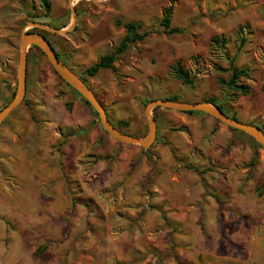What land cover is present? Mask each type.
<instances>
[{"label": "rangeland", "instance_id": "rangeland-1", "mask_svg": "<svg viewBox=\"0 0 264 264\" xmlns=\"http://www.w3.org/2000/svg\"><path fill=\"white\" fill-rule=\"evenodd\" d=\"M48 1L49 16L42 0H0V111L16 93L20 37L30 23L64 31L45 34L84 75L119 46L124 23L135 22L151 34L118 56L115 70L87 77L113 122L127 121V131L146 138L147 104L178 95L214 99L239 121L264 126V0ZM171 6L181 33L160 25ZM214 37L227 42L213 45ZM28 56L26 100L0 127V264H264L259 143L210 116L166 109L152 112L158 135L149 150L120 143L40 50ZM178 61L192 86L171 74ZM232 64L250 70L249 95L219 87L217 78L230 76L219 68ZM78 107L92 121L85 132L95 126L101 147L115 143L109 159H80L82 175L71 152L70 171L61 172L46 129L75 123L69 115Z\"/></svg>", "mask_w": 264, "mask_h": 264}, {"label": "water", "instance_id": "water-1", "mask_svg": "<svg viewBox=\"0 0 264 264\" xmlns=\"http://www.w3.org/2000/svg\"><path fill=\"white\" fill-rule=\"evenodd\" d=\"M27 28H29V30L24 31L20 37L18 84L16 93L12 101L0 111V127L3 125L5 120L24 103L27 94L28 53L31 47H36L45 55L55 73L66 84L79 93V95L82 96V98L95 110L96 114L100 118L102 129L120 143L139 145L143 149L149 150L155 144L158 135L157 121L155 116L152 115V112L155 109H166L178 113L198 112L206 114L220 123L227 125L231 129L241 131L251 136L264 148V133L260 127L233 119L227 116L219 107L206 102L190 103L166 99L152 100L147 104L145 110L146 116L149 120L148 136L146 138H139L123 133L112 124L106 109L99 101L91 87L58 58L56 50L52 47L50 41L45 35V32L60 34L64 31L53 29L40 23H30Z\"/></svg>", "mask_w": 264, "mask_h": 264}, {"label": "trees", "instance_id": "trees-1", "mask_svg": "<svg viewBox=\"0 0 264 264\" xmlns=\"http://www.w3.org/2000/svg\"><path fill=\"white\" fill-rule=\"evenodd\" d=\"M42 4L44 5V9H45L46 13L49 16V13L51 11V3L48 0H42ZM172 16H173V7L171 6V7H168V8H166L164 10L163 17H162V19L160 21V25L166 29V33H168V34L181 33L180 29L172 27ZM124 27L126 29V35H125L124 39L121 41V43L119 44V46L113 52L101 57L100 60L94 66H92L91 68H89V69H87L85 71L84 75L78 74L77 72H75L68 65V63L62 57L61 53L58 52V50L56 49L55 45L50 40L48 34H45V35H46L47 39L50 41L52 47L56 50V54H57L58 58L61 61H63L71 70H73L76 74H78L85 81V83H87V77L88 78L89 77H94L99 72H101L102 70H107V69L115 70L114 63L116 62L118 56H120V55L124 54L125 52H127L133 44L145 40V38H147L151 34V31L140 32L142 26L140 24H138V23H135V22L124 23ZM61 28H63V27H61ZM240 37L242 38V40H241L242 44H245L246 41H247L246 38H244L241 34H240ZM211 42H212L213 45L219 46V45H222V44L223 45L226 44L227 40H226L225 37H221V38L220 37H214V38H212ZM34 48H36V47H34ZM219 70H220V72H230V76H229L228 79H226L224 77H221V76L217 78V83H218L220 88L226 89L227 92H229L231 94H234L235 96H240V95L247 96V95H249L251 93L252 87L250 85H248V84L243 82V80H250L251 79V72H250L249 69H247V68H240L239 69V68H237L236 66H234L232 64V66L229 69H224V68L220 67ZM170 71H171V74L176 79L180 80L185 85H188V86H192L193 85V83H194L193 79L191 78L189 72L183 67V65H182V63L180 61L174 63L170 67ZM66 85L69 88H71L72 90H74L68 84H66ZM77 94H79V93H77ZM155 99H166V100L185 102L178 95H168L166 97L155 98ZM155 99H151L150 101L155 100ZM25 100H24V102H25ZM199 102L211 103V104L219 107L227 116H229V117H231L233 119L239 120L234 115H232V116L228 115L225 112L223 106L218 104L216 102V100H214V99L197 100L195 102H190V103H199ZM84 104L86 106H90L85 100H84ZM68 107L70 108V106H68ZM158 110L159 109H155L156 112ZM94 114L97 116L96 113H94ZM187 114H201V115H204V116H208L206 114L198 113V112L187 113ZM155 118H156V116H155ZM111 122L117 129H119L123 133L130 134V135H133L135 137L142 138L141 136L131 134L129 131H127V129L130 126L129 122H127V121H119L118 123H115L112 120H111ZM98 123L99 122L96 119L93 121V124H98ZM261 129L264 132V126L261 127ZM232 130H235V129H232ZM243 134H245V133H243ZM95 159L103 160V159H109V157L108 156H106V157H95Z\"/></svg>", "mask_w": 264, "mask_h": 264}, {"label": "crops", "instance_id": "crops-1", "mask_svg": "<svg viewBox=\"0 0 264 264\" xmlns=\"http://www.w3.org/2000/svg\"><path fill=\"white\" fill-rule=\"evenodd\" d=\"M55 101V99H51L46 104V108L50 115L51 112L49 107ZM84 111L85 109L83 107H78L72 115L68 114L71 118H74L75 123H71L70 121L68 123L60 121L52 128L49 126L46 127L48 131V146L50 147L51 151L55 152L57 158L60 156L63 160L61 167L62 173L65 172L67 174L70 171L67 161L70 152L73 155V172L77 171L82 175L81 172H83L84 164L79 163L80 159L83 160V157L86 154L95 157H106L108 152H110L115 146V143H112L110 146L101 147L98 144L101 139V131H99V128L95 126L91 132L84 131V128L89 127L92 124V121ZM70 131H73L72 136H67V133ZM74 134L77 135L73 136ZM131 148L137 150V147ZM133 149L130 152H133ZM125 155L126 152L123 154V156ZM75 160L77 161L76 163H74ZM92 177H95V174ZM82 178L80 177V180H82Z\"/></svg>", "mask_w": 264, "mask_h": 264}]
</instances>
